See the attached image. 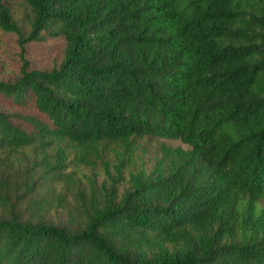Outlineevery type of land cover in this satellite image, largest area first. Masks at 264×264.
Masks as SVG:
<instances>
[{"label": "trees", "instance_id": "trees-1", "mask_svg": "<svg viewBox=\"0 0 264 264\" xmlns=\"http://www.w3.org/2000/svg\"><path fill=\"white\" fill-rule=\"evenodd\" d=\"M22 1L0 37L66 45L0 81V264H264V0ZM158 140L184 148L150 165ZM33 153L98 186L83 223L8 206L2 165Z\"/></svg>", "mask_w": 264, "mask_h": 264}, {"label": "rangeland", "instance_id": "rangeland-1", "mask_svg": "<svg viewBox=\"0 0 264 264\" xmlns=\"http://www.w3.org/2000/svg\"><path fill=\"white\" fill-rule=\"evenodd\" d=\"M8 7L20 32L26 37L31 21L29 8L22 0H9ZM55 30L57 27H49L42 33L39 42H27L23 45H20L16 35L1 36L0 81L12 80L23 60L31 68L39 70L57 67L63 59L66 44L62 37H54L52 33ZM162 142L168 147L184 148V145L173 140L145 141V162L151 165V161L159 157ZM40 158L41 155L33 153L21 157L14 168L2 165L3 177L7 179L8 206L24 216L41 218L49 223H83L91 203L101 200L98 186H93L92 189L76 176L67 178L64 174H47L41 165H34ZM50 160L53 162L52 157ZM100 181L99 179L98 182ZM31 183L33 184L29 186ZM0 213L4 215L1 206Z\"/></svg>", "mask_w": 264, "mask_h": 264}]
</instances>
